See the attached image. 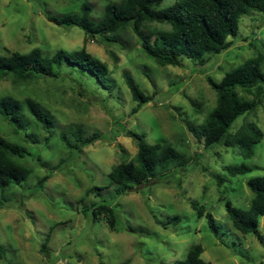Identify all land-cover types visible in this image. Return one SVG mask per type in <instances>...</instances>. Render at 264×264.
Instances as JSON below:
<instances>
[{"label": "rangeland", "instance_id": "obj_1", "mask_svg": "<svg viewBox=\"0 0 264 264\" xmlns=\"http://www.w3.org/2000/svg\"><path fill=\"white\" fill-rule=\"evenodd\" d=\"M85 1L92 7L91 18L98 20L108 2L120 0H0V55L39 48L50 56L58 49L84 46L107 65L114 84L111 93L96 89L67 63L55 68L60 73L56 78L15 82L11 76L0 77V96L36 100L53 114L56 125L48 133L32 121L26 133L37 141L31 142L0 115V135L29 151L20 162L31 170L11 186L6 201L0 197V264H172L196 244L203 248L201 258L213 264H264V216L258 218L257 232L243 234L232 226L225 207L226 201L240 208L250 204L253 193L247 180L264 174V141L256 144L254 156L244 157L236 147L204 148L187 128L188 123L201 124L216 103L205 74L219 80L247 58L264 55V14H244L237 34L228 37L231 46L208 55L204 65L185 58L181 66H161L145 54L130 28L118 33L119 43L102 44L85 38L76 25L47 18L78 11ZM171 2L163 0L158 8ZM146 27L169 29L159 22ZM125 70L152 95L134 114L136 102L124 82ZM259 97L258 107L239 116L232 132L245 123L264 131V85ZM75 124L82 125L85 136L100 137L81 150L68 148L59 133ZM125 131L144 133L150 144L165 139L188 162L117 194L108 173L137 150ZM240 163L251 170L235 176L223 170V165ZM216 175L223 181L218 183ZM100 203L113 208L114 228L103 216L93 219L91 208ZM192 203L204 207L201 217ZM206 212L219 224L221 240L209 229ZM43 244L46 253L39 250Z\"/></svg>", "mask_w": 264, "mask_h": 264}, {"label": "trees", "instance_id": "obj_2", "mask_svg": "<svg viewBox=\"0 0 264 264\" xmlns=\"http://www.w3.org/2000/svg\"><path fill=\"white\" fill-rule=\"evenodd\" d=\"M162 1L108 2L98 20L91 18L92 7L85 1L78 11L60 16L47 15V18L58 25H76L83 30L85 38H94L102 44L119 43L118 33L130 28L138 37L145 54L157 64L181 66L185 58L198 65H204L208 55L218 54L231 46L232 41L228 40V37L237 34L239 20L244 14L250 11L264 14V0H171L167 7L158 8ZM150 22L166 23L169 29L147 28L146 25ZM263 61L264 55L261 54L247 58L225 72L219 80L205 74L207 83L216 93V103L201 124H187L188 130L204 148L213 145L236 147L244 157L254 156L256 144L264 141V131L254 123L242 124L234 132L231 128L239 116L255 110L261 102L259 94L264 85ZM63 63L77 67L82 71L83 79L91 81L96 89L107 88L109 93L112 92L114 84L109 79L107 65L88 52L84 46L74 51L58 49L50 56L44 55L39 48H33L26 53L13 51L9 55H0V77L11 76L15 82L36 77L56 78L60 73L55 68H60ZM122 76L132 99L136 102L131 109L134 114L151 101L152 95L140 88L129 71H123ZM238 89L252 97L244 98ZM87 92L89 96L95 97L93 92ZM0 115L15 131H22L26 137L29 136L26 132L32 121L48 133L56 126L53 114L31 98L0 96ZM125 134L134 139L137 150L132 158L115 164L108 173L109 185H115L114 191L117 194L130 192L138 186L157 180L158 175L188 162L186 156L179 153L165 139L150 144L146 141L144 133L125 131ZM99 137L98 134L85 136L80 124L68 126L59 133L60 140L68 148L78 150L92 144ZM27 140L37 141L31 138ZM29 154L21 144L0 135V197L3 200H7L6 193L11 186L20 184L31 172L20 162L21 158ZM42 165L47 167L46 163ZM223 170L228 175L235 176L249 172L251 167L245 163L226 164L223 165ZM49 177L50 173L40 177L37 184L42 186ZM216 178L218 183L223 181L219 175H216ZM247 185L253 193L247 208L225 202L232 226L243 234L257 232L258 218L264 216V174L249 178ZM191 205L199 217L204 214V207L195 203ZM91 209L94 220L103 216L107 219L109 227L114 228L111 206L100 203L94 204ZM205 215L209 229L220 239L221 233L216 219L210 212ZM39 250L46 253L45 245H41ZM202 251L200 244L193 245L184 259H177L172 264H213L201 258Z\"/></svg>", "mask_w": 264, "mask_h": 264}]
</instances>
